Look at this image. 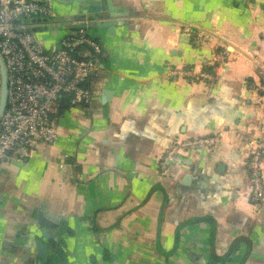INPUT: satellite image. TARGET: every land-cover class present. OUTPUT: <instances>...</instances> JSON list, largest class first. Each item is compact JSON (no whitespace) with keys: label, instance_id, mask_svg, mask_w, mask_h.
Here are the masks:
<instances>
[{"label":"crops","instance_id":"crops-1","mask_svg":"<svg viewBox=\"0 0 264 264\" xmlns=\"http://www.w3.org/2000/svg\"><path fill=\"white\" fill-rule=\"evenodd\" d=\"M111 3L112 32L103 14L90 28L103 46L92 104L62 102L53 143L0 160V264H64L58 248L68 264H264V199L255 210L243 162L264 143V0ZM52 9L26 19L46 47L88 14ZM218 129L210 151L160 168L172 141Z\"/></svg>","mask_w":264,"mask_h":264},{"label":"built area","instance_id":"built-area-1","mask_svg":"<svg viewBox=\"0 0 264 264\" xmlns=\"http://www.w3.org/2000/svg\"><path fill=\"white\" fill-rule=\"evenodd\" d=\"M53 15L52 0H0V55L7 72V101L0 116V160L27 161L37 145H50L58 138L60 104L72 108L91 105L95 96L88 80L98 68L101 42L90 32L88 17H76L73 24L85 25L46 47L30 30L26 19ZM226 50L218 53L225 58ZM183 73V72H182ZM189 80L211 78L207 72L183 73ZM264 97V72L255 90ZM223 130L171 142L159 160L164 171L182 151H210L222 139ZM264 143L251 141L244 158L253 208L262 207Z\"/></svg>","mask_w":264,"mask_h":264},{"label":"water","instance_id":"water-1","mask_svg":"<svg viewBox=\"0 0 264 264\" xmlns=\"http://www.w3.org/2000/svg\"><path fill=\"white\" fill-rule=\"evenodd\" d=\"M79 3V6L86 10L87 15H81L79 17H88L91 21L88 23V27H92L94 25L95 14H103L101 15L100 20L95 23L98 27H107L110 32L113 30V26L115 25V20L112 19L113 11L115 7L112 5L111 0H73ZM104 12V13H102ZM74 28L85 27V25L73 24ZM7 101V72L4 66L3 59L0 55V116L2 115ZM43 232L46 235L45 229ZM57 251L60 252L61 260L64 261V264H68L65 260V257L62 253V249L58 248Z\"/></svg>","mask_w":264,"mask_h":264},{"label":"trees","instance_id":"trees-1","mask_svg":"<svg viewBox=\"0 0 264 264\" xmlns=\"http://www.w3.org/2000/svg\"><path fill=\"white\" fill-rule=\"evenodd\" d=\"M73 30H75V29L73 28L72 31H73ZM102 47H103V46H102ZM58 114H59V112H58Z\"/></svg>","mask_w":264,"mask_h":264}]
</instances>
